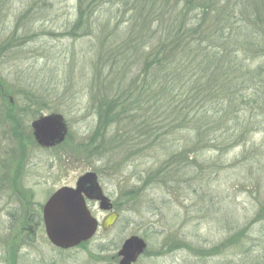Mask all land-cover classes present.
I'll list each match as a JSON object with an SVG mask.
<instances>
[{"label":"rangeland","instance_id":"rangeland-1","mask_svg":"<svg viewBox=\"0 0 264 264\" xmlns=\"http://www.w3.org/2000/svg\"><path fill=\"white\" fill-rule=\"evenodd\" d=\"M80 1L0 0V85L20 107L34 103L33 118L60 114L68 125L58 148L62 166L56 150L48 156V188L52 193L74 187L81 176L95 172L120 214L110 230L99 229L86 245L59 255L44 247L48 264H113L132 236L147 244L137 264H264V0H207V14L198 9L193 13L199 18H192L188 8L185 22L171 2L172 13L166 14L180 30L202 32L190 40L191 56L175 47L173 78L182 69L189 77L172 93L183 115L190 102L199 106L203 95H195L194 87L204 80L198 84L193 77L194 72L201 77L203 68L193 63L192 50L217 44V50L249 68L244 81L240 74L232 76L239 80L234 79L238 88L232 102L238 112H230L229 104L228 121L218 132L220 150L204 144L194 149L202 125H195L197 132L191 123L170 126L167 106L154 97L153 71L147 75L152 94L142 99L147 107L133 106L116 121L106 118L105 97L139 95L145 54L163 32L156 30L158 6L98 0L84 7L81 17ZM178 1L182 8L183 0ZM147 8L154 9L148 18L140 12ZM226 22L235 25L222 29ZM223 71L221 77L227 78ZM175 157L184 159L188 170L173 165ZM89 208L101 223L106 213L98 204ZM8 228V218L0 213V242L10 238ZM19 264L30 262L22 258Z\"/></svg>","mask_w":264,"mask_h":264},{"label":"trees","instance_id":"trees-1","mask_svg":"<svg viewBox=\"0 0 264 264\" xmlns=\"http://www.w3.org/2000/svg\"><path fill=\"white\" fill-rule=\"evenodd\" d=\"M177 1V2H176ZM142 0L143 3H151L153 7L158 6L157 12H158V18L160 21H158L157 24H159V28H156V30L161 31L162 34L160 39L158 40V43L155 46H152L151 50L145 54L144 61H143V85L139 84V95H135L134 91H131L129 93L127 92H118L117 94H114L112 97H105L104 98V104L103 108L107 112L105 115L106 118H111L113 121H116L119 117L123 116L124 113L127 111H130L133 106H137L138 109H144V106L147 107V101L149 100L150 90H148V72L153 71L154 75V84L157 90L154 91V97L160 101V104L167 106L166 114L169 116L172 123L170 126L173 128V123L176 122L179 123H191L193 126L194 131L197 130L195 125L199 127L198 129V136H196V143L195 148L197 149L200 145L204 144L209 147L218 148L220 150V128L225 126L228 119L226 117L230 112L233 114L237 113L235 109V104L232 102L235 100L233 99V96H236L237 93V86L239 80L238 78H233L232 76L234 74H240L242 76V81H244L243 74L249 73L246 72L247 66L244 64H241L238 62L237 58H234L231 54H223L222 51L217 50L216 48L219 47V45L214 44L213 46H207L206 48H202L204 50H198L195 54L193 53L194 61L193 63L198 64L199 67L203 68L201 70V77H199V74L197 72L193 73V77H198V84H202V81L204 80L203 86H195L196 88L195 95H202V98L199 100V103L201 104L198 106L194 103H189L190 105V111H188V114H184V107L182 106L181 109L179 108V102H176L172 98V93L175 90V86L184 81V79L188 80V76L182 69V73L179 72L178 78H173V67L176 64L175 60L177 58L176 52L177 49L175 47H179L181 53L183 55H190L189 50L191 46V41L193 42V37H200L202 32L197 30L194 33H191L193 30H190L189 28H182L179 29V24L176 23V20L168 21L167 13L171 15L172 9L170 8V3L174 2L175 6L178 5V7L174 10L177 13V16L179 19H181L183 22L184 14L186 9H192V13L195 10H202V14L206 15L209 7L211 6L210 1L207 0H188L187 3L183 2L182 8L179 7L180 1L178 0ZM194 1V2H193ZM199 1H204L199 4ZM98 0H91V3H86V0L80 1V16L83 15L84 7H88L91 4L95 5ZM101 3V2H99ZM178 3V4H177ZM98 4V3H97ZM192 5V6H191ZM149 7V6H148ZM179 9V11H178ZM154 9L147 8L146 11H140L143 16L148 18L149 15L153 16L152 13ZM195 16H191L192 18L198 17V14L193 13ZM150 16V17H151ZM228 17L232 20L235 18V16L230 13ZM147 18L145 22H147ZM199 18V17H198ZM235 24H232L231 22H226L222 29L226 28V26H234ZM151 32V30H148ZM147 31V32H148ZM164 33V34H163ZM204 35V34H203ZM222 36V34H221ZM227 38L226 45L230 43L231 34H226L224 36ZM209 40H214L212 38H208ZM191 40V41H190ZM2 50H0L1 53ZM224 68V73H226V76H229L227 78H222V68ZM236 79V84L235 80ZM206 81V82H205ZM220 83V84H219ZM236 86V87H235ZM2 89L5 90L4 94H7L6 89L0 85V95H3ZM137 89V87H136ZM135 89V90H136ZM8 95V94H7ZM220 96L224 97V100H221L220 102ZM146 98V103H143L142 99ZM230 99V103L227 101V99ZM216 100V101H213ZM235 102V101H234ZM141 104H143V108H139V105L141 107ZM229 104L232 111L229 112ZM147 109V108H146ZM146 111V110H145ZM194 111L193 116L191 118V122L188 120V116L191 114V112ZM104 116V115H103ZM169 126V127H170ZM171 128V131H167L165 134H169V132H172L173 129ZM196 129V130H195ZM176 130V129H175ZM197 132V131H196ZM160 139H162V136L160 134ZM164 137L163 139H165ZM173 162V165H176L183 169L184 171L188 170L187 165L185 164L184 159H180L179 157H175V159H171Z\"/></svg>","mask_w":264,"mask_h":264},{"label":"flooded vegetation","instance_id":"flooded-vegetation-1","mask_svg":"<svg viewBox=\"0 0 264 264\" xmlns=\"http://www.w3.org/2000/svg\"><path fill=\"white\" fill-rule=\"evenodd\" d=\"M2 93L3 95L0 96V213L8 218L9 228L6 231L10 232L8 234L10 238L0 242V248L4 250L0 254V264H19L22 258H27L30 264H48L42 251L44 247H48L56 255L72 250L62 249L50 241L44 218V207L48 199L59 189L68 187L62 186L52 193L48 188L49 153H54L56 150V156L58 155L56 163L62 166L64 155L58 152V148L65 141L51 147L40 145L34 135L33 123L45 115L40 114L38 118H35L37 116L33 118L31 109L34 103L22 108L12 95L4 94V89ZM43 198L45 200L41 202ZM88 204L95 205L97 202L88 201ZM113 260V264L121 263L122 257L119 256V251ZM138 261L139 258L134 264Z\"/></svg>","mask_w":264,"mask_h":264},{"label":"water","instance_id":"water-1","mask_svg":"<svg viewBox=\"0 0 264 264\" xmlns=\"http://www.w3.org/2000/svg\"><path fill=\"white\" fill-rule=\"evenodd\" d=\"M33 129L38 143L45 147L63 143L68 134L67 124L60 114L41 117L33 123ZM87 201L99 202V208L104 212L113 209L94 172L81 176L75 188L63 187L51 196L44 207V218L48 237L53 244L70 249L94 237L99 223L89 210ZM118 218L116 212L108 215L101 224L102 230L108 231ZM146 247L142 238L130 237L119 252L122 257L120 264L136 263Z\"/></svg>","mask_w":264,"mask_h":264},{"label":"bare ground","instance_id":"bare-ground-1","mask_svg":"<svg viewBox=\"0 0 264 264\" xmlns=\"http://www.w3.org/2000/svg\"><path fill=\"white\" fill-rule=\"evenodd\" d=\"M122 248V247H121ZM121 250V249H120ZM120 250H119V252H120Z\"/></svg>","mask_w":264,"mask_h":264}]
</instances>
